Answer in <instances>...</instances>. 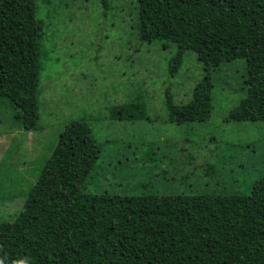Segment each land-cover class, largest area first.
I'll return each mask as SVG.
<instances>
[{
    "label": "trees",
    "instance_id": "1",
    "mask_svg": "<svg viewBox=\"0 0 264 264\" xmlns=\"http://www.w3.org/2000/svg\"><path fill=\"white\" fill-rule=\"evenodd\" d=\"M40 1L48 6L0 0V99L27 132L39 128L49 52ZM100 2L109 9V0ZM137 9L138 39L174 46L171 77L188 51L206 71L187 103L165 91L170 122L208 120L212 71L239 58L247 96L227 121H264V0H137ZM139 98L114 106L112 117L144 118ZM101 151L86 119L64 127L15 220L0 222V264H264V177L230 194H89L83 187Z\"/></svg>",
    "mask_w": 264,
    "mask_h": 264
},
{
    "label": "rangeland",
    "instance_id": "2",
    "mask_svg": "<svg viewBox=\"0 0 264 264\" xmlns=\"http://www.w3.org/2000/svg\"><path fill=\"white\" fill-rule=\"evenodd\" d=\"M39 2L48 52L39 98V128L21 129L13 104L0 99V222L15 220L64 127L86 119L102 151L89 194H230L264 177V121H227L247 96L243 58L212 71L213 109L202 122H170L165 91L187 103L206 74L188 51L171 77L172 44L138 39L137 0ZM144 118L112 117L114 106L134 97ZM146 160V161H145ZM208 168V170H206Z\"/></svg>",
    "mask_w": 264,
    "mask_h": 264
}]
</instances>
